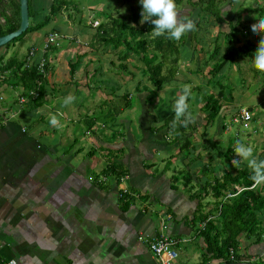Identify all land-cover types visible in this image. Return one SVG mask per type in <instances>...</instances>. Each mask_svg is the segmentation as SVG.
Masks as SVG:
<instances>
[{
	"label": "crops",
	"instance_id": "0c3cea01",
	"mask_svg": "<svg viewBox=\"0 0 264 264\" xmlns=\"http://www.w3.org/2000/svg\"><path fill=\"white\" fill-rule=\"evenodd\" d=\"M50 4V0H32L34 23L40 22L39 14ZM219 7V23L202 15L198 8L184 7L185 17L195 21L196 28L179 40L178 71L174 78L192 86L196 98L189 101L198 107L203 97L217 94L218 85L231 87L226 95L232 102L223 103L209 134L218 125L226 132V116L232 121L240 108H247L252 120H256L253 111L264 97V73L254 67V55L231 59L241 75L233 70L228 79L225 74L220 81H214L220 72L214 76L208 72L222 61L228 48L227 36L234 28L238 30L236 46L250 43L248 47L257 49L264 33L253 34L250 26L264 18V0H220ZM87 8L101 9L95 5ZM93 15L84 25L79 17L63 15L55 19L57 24L51 30L43 27L30 32L22 41L0 51L4 63L12 58L26 61L33 49L32 64L43 60L46 69L44 100L35 109L29 107L28 101L19 103L26 90L16 84L10 72L0 75V264L10 259L18 264H159L149 247L137 240L139 235L149 240L160 235L178 240L174 264H202L204 244L191 223L198 206L194 194L212 180L213 172L221 177L246 164L231 168L226 159L231 169L218 176L208 132L205 142L192 140V136L197 139L196 135L202 133L206 115L198 111L196 116L192 114L194 131L189 138V154L181 153L177 160L180 166L173 169L170 165L175 159L165 162L167 165L159 174L155 169L160 152L168 153L179 146L171 142L164 126L165 119L174 113H140L136 128V113H111V98L106 107L104 93L89 87L93 81L104 86L112 83L111 76H106L107 69L112 67L110 55L120 54L119 49L94 43L95 30L105 19ZM55 32L62 40L44 50L47 38ZM25 43L28 47L24 52ZM217 50L218 55L210 59ZM131 56L121 61L128 74L134 55ZM74 64L71 77L70 67ZM227 64L220 71L226 72ZM183 88L165 86L156 92L163 90L178 98ZM69 94L75 95L76 101L62 106ZM126 104L129 105L127 101ZM58 113H63L58 115L60 125L53 127L49 124L50 116ZM205 165L210 172L204 175L201 171ZM186 170L192 177L187 176ZM124 189L135 197L120 198ZM210 208L212 205L206 211ZM239 239V254L245 257L241 263L264 262V242ZM208 263L224 264H203Z\"/></svg>",
	"mask_w": 264,
	"mask_h": 264
},
{
	"label": "trees",
	"instance_id": "16d2710c",
	"mask_svg": "<svg viewBox=\"0 0 264 264\" xmlns=\"http://www.w3.org/2000/svg\"><path fill=\"white\" fill-rule=\"evenodd\" d=\"M184 1L186 0H175L177 5ZM50 2L48 14L39 23H34L36 13L32 10V0H28L29 27L27 31L0 49H8L16 42L22 41L28 33L41 30L71 6L68 0H50ZM121 2L126 5L125 14L114 17L101 13L105 21L103 20L95 30L94 43L98 46H110L114 50L119 49L118 60L123 62L127 61L130 55H134L141 64L139 70L154 89L153 91L145 89V91L154 94L175 78L178 71L180 41L168 39L166 35H153L151 31L154 25L150 21H144V24H141L142 6L139 0H121ZM219 3L220 0H187L188 5L200 9L204 16L213 17L216 23L221 22ZM74 11L78 12V9L75 7ZM68 16L73 18L70 14ZM0 18L2 20L0 21V37L17 30L20 21L19 0H0ZM237 33L238 30L234 28L227 36L228 48L225 55L221 62L218 61L208 71L209 74L213 76L218 74L222 67L235 57L253 58L252 55L256 49L248 47L251 46L250 43L236 46ZM216 55H218V50L210 55V59ZM24 63L25 60L17 62L15 58L3 63V57H0V75L10 72L17 81L16 84L23 86L26 90L23 95L36 88L37 81L45 83L38 74L36 65L26 68ZM119 68L122 71L127 70L124 64H120ZM74 70L75 64L70 67L71 77ZM128 75L133 77L134 73L129 71ZM43 84L39 87V96L35 100L28 101L32 109L39 108L43 103L45 92V84ZM227 90L231 92L232 89L230 86L218 85L217 94H208L203 97L201 106L197 109L206 114L201 133L203 139L208 128L219 116L223 103L228 100L232 102V99L226 95ZM136 91L140 90L136 89ZM122 98L127 100L128 96L123 95ZM222 99H224L223 102ZM189 111L192 113V108H189ZM169 113H174V111ZM173 117L174 114H171L164 121L169 135ZM177 131L180 135L171 134V142L178 143L181 152L188 151L191 145L189 138L194 131L193 125L190 123L186 128L178 127ZM232 151L233 146L230 143L224 156L228 158ZM195 159L197 157L190 162ZM258 160H263V158ZM206 172L207 174L210 172L208 165L203 166L201 171L202 174ZM186 174L192 177L187 170ZM250 175L251 171L247 166L234 169L233 172L225 173L221 177H216L213 172L212 180L205 182L194 194L198 206L191 223L194 225L197 237L204 244L203 263L211 261L224 264L241 263L245 257L239 254V237L251 243L264 242V185L254 186L249 179ZM208 198L210 201L206 202ZM210 205L212 208L206 211ZM200 224H204V227L200 228ZM258 264H264V262Z\"/></svg>",
	"mask_w": 264,
	"mask_h": 264
},
{
	"label": "rangeland",
	"instance_id": "374dc122",
	"mask_svg": "<svg viewBox=\"0 0 264 264\" xmlns=\"http://www.w3.org/2000/svg\"><path fill=\"white\" fill-rule=\"evenodd\" d=\"M71 2V6H69L68 10L63 11L62 14L57 16L55 19H60L63 15L68 16L69 14L73 18L79 17L82 19V24L84 25L86 23V20L90 15L94 14L95 17H101V13L103 14H110L113 15L114 17L118 15H123L125 14L127 8L126 5H124L121 0H68ZM91 5L95 6H100V10H94L90 11L88 10L87 7H90ZM48 6V5H47ZM50 7V6H49ZM49 7H47L46 10H44L43 13H41L39 16L40 21L44 19V16L48 14ZM78 9V12L74 11V8ZM185 8L189 9V5L187 4V0L181 3V5H177V10L180 13L181 17H185ZM93 15V17H94ZM83 16V17H82ZM91 17V18H93ZM54 19V20H55ZM74 19V20H75ZM54 23H49L50 25L45 26V30L49 31L53 27L54 24H57V20L53 21ZM73 23V22H72ZM76 24V22H74ZM141 24H144V22ZM77 26H80L79 24H76ZM58 33V32H57ZM28 44L25 43L23 45V51L27 49ZM0 51H3V49ZM104 54V52H102ZM133 56V55H132ZM131 56V58H132ZM112 67L110 66L106 72V76L109 77L111 76L112 78V83L110 82L108 86H104L101 83H96V81L92 82V85H89L90 88H94L95 90L100 89L102 97H104L107 101L106 107L110 106L109 99L111 98L112 101V111L111 113H136L134 117V125L136 128L139 127L140 121H139V116L140 113H169L168 111L170 110L171 106V112L173 111V105L172 101L170 102V98L172 97V94L170 92H165L163 90L159 92H155V94L160 95V101L157 100L158 97H156L153 93L149 91H145V88L147 89H153V87L149 84L148 80L146 79V76H143L141 71L139 70L141 67V64L139 61L133 56L132 58V68L129 69L132 73H134V76L131 77L128 75V70L122 71L118 64L122 65L123 62L118 60V55L112 52ZM130 57V56H129ZM131 61V60H130ZM104 65L108 66L107 63H104ZM228 69L226 72L220 71V73L215 77L214 81H220L222 78V75L224 76L226 74V77L228 73L234 70V72L238 73V65L236 62H229L227 64ZM226 66V67H227ZM118 69V70H116ZM120 69V70H119ZM117 71V73H116ZM119 71V72H118ZM117 75H116V74ZM204 73V71H202ZM240 73V72H239ZM241 75V73H240ZM103 77L106 78V76L102 75ZM119 76V77H118ZM194 76V75H193ZM191 76L193 82L197 83L195 77ZM261 77V76H259ZM190 78V77H189ZM197 79H200V77H197ZM228 79V77H227ZM212 81V80H211ZM212 81V82H214ZM223 82V81H222ZM96 83V84H95ZM121 83V84H120ZM120 84V85H119ZM186 85H189L188 82H180V81H175L174 79L167 83L165 86H170V87H175V88H182ZM191 86V85H190ZM136 88L139 89L140 91H136ZM168 89V88H166ZM107 90V91H105ZM191 90H193L191 86ZM205 90V89H204ZM153 91V90H152ZM96 92V91H95ZM105 92L107 93L105 95ZM149 92V93H148ZM194 94L196 93L193 92ZM92 94V93H91ZM156 94V95H157ZM199 94V93H198ZM79 95H82L81 92H79ZM123 95H129L130 99L128 98L127 100L123 99ZM128 96V97H129ZM173 98V97H172ZM171 98V99H172ZM264 98V97H263ZM262 98V101L259 102L260 106L257 107L253 113L256 116V120H252L249 124V128L244 129L242 126L238 124H234L231 120L230 117L227 115L226 116V121L224 122L227 125L226 132H224L223 129H220V125H218L219 128L212 133L209 134V128L207 130L209 138H211V141L213 142V154L212 157L214 159V169L216 170L218 176H220L221 172L226 171V169H230L227 160L231 163L233 159H238V157L235 156L234 149L231 153V155L226 158L224 156V152L227 149V146H229L230 143L236 145L237 141H240L241 143L245 144L246 146H250L253 148V154L254 156L259 159L263 158L264 160V100ZM147 99V101H144ZM169 100V101H168ZM126 101L129 103V105L126 104ZM161 104L165 105L166 108L169 107L168 111L160 108ZM168 104V105H167ZM190 108H192V114L197 115L198 113V106L194 104L193 101H189ZM198 104V103H196ZM124 105H127V107H124ZM118 107H121L123 112L119 111ZM147 107V109H146ZM104 113V112H102ZM216 120V119H215ZM199 122V121H198ZM197 122V123H198ZM202 123V122H201ZM217 127V126H216ZM215 129V127H214ZM223 132V133H221ZM256 132V133H255ZM136 135V134H135ZM167 135L169 137V133L167 132ZM211 135V137H210ZM197 139L193 138L192 140L198 141L200 143L205 142V140L201 137V134L196 135ZM171 138V137H170ZM230 142V143H229ZM235 148V146H233ZM187 150H183L182 152L179 150V146H175L170 149V152H165L162 151L160 152V155L157 157V162L158 166L155 170L160 174L162 170L165 169V166L170 160L175 159L174 163H171L172 165L171 168L173 169L175 166H180V163L177 161L180 157V154L187 155ZM173 158V159H172ZM227 159V160H226ZM164 161V162H163ZM223 162L225 165H227V168H223ZM246 164V163H245ZM231 168H235L232 167Z\"/></svg>",
	"mask_w": 264,
	"mask_h": 264
},
{
	"label": "clouds",
	"instance_id": "9594fccd",
	"mask_svg": "<svg viewBox=\"0 0 264 264\" xmlns=\"http://www.w3.org/2000/svg\"><path fill=\"white\" fill-rule=\"evenodd\" d=\"M142 6L141 22L150 21L154 25L151 31L155 36L166 35L168 39L179 41L183 35L194 31L196 28L195 21L187 17H181L177 10L175 0H139ZM251 32L254 34L264 33V18L258 20V23L250 26ZM253 65L254 67L264 73V35L259 40L258 47L254 52ZM195 94L191 91V86L186 85L182 89V93L178 98H172V105L174 117L171 122V134L180 135L177 131L178 127H187L190 123H194L192 113L189 111V100H195ZM76 96L69 94L64 97L62 106H68L76 101ZM58 115L63 113L53 114L50 116L49 124L53 127L60 125ZM235 156L238 159L231 161L232 167H240L241 163H246V166L251 171L249 179L254 186L264 185V160H258L253 154V148L246 146L240 141L236 142L234 148ZM223 168L227 165L223 162Z\"/></svg>",
	"mask_w": 264,
	"mask_h": 264
},
{
	"label": "built area",
	"instance_id": "2783aa9c",
	"mask_svg": "<svg viewBox=\"0 0 264 264\" xmlns=\"http://www.w3.org/2000/svg\"><path fill=\"white\" fill-rule=\"evenodd\" d=\"M62 40V36L59 33H52L48 38L44 45V50H47L50 45L58 44ZM58 42V43H57ZM35 56V50H31L26 58L25 61V67L29 68L33 66L32 59ZM36 69L38 74L44 79L46 77V69H45V63L44 61H40L36 65ZM43 84L42 81H37V87L30 90L27 94L21 96L19 98V103L21 105L25 104L29 100H35L39 96V87ZM253 119L252 113L247 108H240L238 111L234 114V117L232 118V122L234 124H238L242 126L244 129L249 128V124ZM120 198H129V197H135L134 194L129 192L128 190H122L120 192ZM204 224H200V228H203ZM137 240L139 242L145 243L150 251L153 253V255L159 260V264H174L175 260L178 257L177 252V245L178 240H175L173 238H168L165 236H158L151 240L147 239L143 235H139L137 237ZM3 264H18L15 260L10 259L7 261H4Z\"/></svg>",
	"mask_w": 264,
	"mask_h": 264
},
{
	"label": "water",
	"instance_id": "95a60500",
	"mask_svg": "<svg viewBox=\"0 0 264 264\" xmlns=\"http://www.w3.org/2000/svg\"><path fill=\"white\" fill-rule=\"evenodd\" d=\"M19 26L17 30L0 37V48L11 42L26 32L29 27L28 0H19ZM212 264V263H208ZM235 264H252V263H235Z\"/></svg>",
	"mask_w": 264,
	"mask_h": 264
}]
</instances>
